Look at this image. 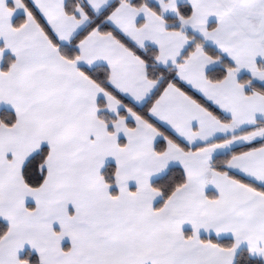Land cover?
Listing matches in <instances>:
<instances>
[{"label": "snow or ice", "instance_id": "1", "mask_svg": "<svg viewBox=\"0 0 264 264\" xmlns=\"http://www.w3.org/2000/svg\"><path fill=\"white\" fill-rule=\"evenodd\" d=\"M0 264H264V0H0Z\"/></svg>", "mask_w": 264, "mask_h": 264}]
</instances>
